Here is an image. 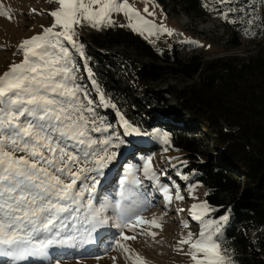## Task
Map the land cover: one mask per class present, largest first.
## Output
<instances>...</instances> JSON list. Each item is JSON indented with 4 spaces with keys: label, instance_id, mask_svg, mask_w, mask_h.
Segmentation results:
<instances>
[{
    "label": "snow or ice",
    "instance_id": "1",
    "mask_svg": "<svg viewBox=\"0 0 264 264\" xmlns=\"http://www.w3.org/2000/svg\"><path fill=\"white\" fill-rule=\"evenodd\" d=\"M49 2L58 4L50 12L53 24L42 26V33L24 39L16 53L23 59L12 62L0 75V257L9 258L12 264L29 260L43 264L53 247L83 245L95 239L103 243L105 234L98 237L96 234L109 224L106 215L109 207L116 210L115 226L122 230L120 238L113 242L114 247L131 254L126 242L136 240V236L124 234L123 229L134 231L145 224L160 228L161 224L156 218L145 220L134 205H125L126 200L138 195L141 184L136 175L138 169L132 167L128 172L130 179L122 182L120 200L115 205L107 200L99 207L95 205L94 193L105 177V170L121 155L116 150L126 146L125 151L133 157L141 150L139 141L111 132L112 124L97 108L116 111L124 137H151L169 145L171 136L160 128L134 126L124 117L100 88L88 66L85 46L76 38L79 27L114 26L113 14L120 13L128 19L127 27L140 35L173 33L166 26L145 19L129 0ZM218 2L228 4L231 0ZM232 11L235 9L223 12L222 19L235 23L229 20ZM144 12L155 15L147 7ZM0 16L12 18L10 12L3 10ZM245 35L255 33L246 30ZM74 52L83 61L88 79L96 89L97 101L77 79L79 67ZM182 163L186 166V162ZM143 173L159 184L150 161L144 165ZM181 178L188 180L187 176ZM198 186H188L189 194L197 200ZM160 187L171 203L172 189L167 185ZM175 199H184L178 184ZM189 211L201 228L198 235L189 232L179 243L189 245L187 254L194 264H235L220 240L229 216L212 217L218 209L206 200L192 204ZM184 227H189L187 222ZM148 235L155 238L157 234L148 232ZM134 259L136 264H145L138 254ZM50 264H61V260H52Z\"/></svg>",
    "mask_w": 264,
    "mask_h": 264
},
{
    "label": "trees",
    "instance_id": "2",
    "mask_svg": "<svg viewBox=\"0 0 264 264\" xmlns=\"http://www.w3.org/2000/svg\"><path fill=\"white\" fill-rule=\"evenodd\" d=\"M157 1L191 21L208 15L202 0ZM193 30L212 39L208 30ZM218 39L226 51L242 46L235 35ZM80 43L94 78L124 117L134 126L169 132L170 145L188 156L189 169L208 189L205 199L218 209L214 217L230 215L221 241L235 264H264V45L246 57L207 62L185 43L153 46L116 25L80 37ZM169 76L184 87L159 91L150 85ZM107 110L115 124L116 111Z\"/></svg>",
    "mask_w": 264,
    "mask_h": 264
},
{
    "label": "rangeland",
    "instance_id": "3",
    "mask_svg": "<svg viewBox=\"0 0 264 264\" xmlns=\"http://www.w3.org/2000/svg\"><path fill=\"white\" fill-rule=\"evenodd\" d=\"M202 1L208 10V15L200 21H191L184 14L169 13L157 0H129V3L145 19L153 21L157 26H166L172 31V35L163 32L159 35H149L147 32L141 35L153 46L163 42L169 46L177 42L185 43L192 47L191 55H200L205 61L209 62L217 58L246 57L258 51L264 45V0H231V3L228 4H221L218 0ZM57 7L58 4L49 2V0H0V10L12 14L11 19L0 16V75L8 70L12 62L18 63L23 59L22 55L16 53L18 45L24 39L42 33V26L49 27L53 24L54 20L50 16V12ZM145 7L148 8L149 12H154L155 15L145 13ZM229 8L235 9V11L229 12V20H234L235 23L222 19V13ZM112 18L116 21V26L124 25L127 27L129 23L122 13L113 14ZM250 21L251 23H249ZM102 28L79 27V35L76 39L80 43V37L97 34ZM193 29L208 30L212 39L205 40L196 36ZM246 30H250L255 35H245ZM135 33L139 34L138 32ZM233 35L242 44L238 49L226 51L225 46L216 41L218 38L227 39ZM129 53L134 55L132 52ZM73 55L79 67L78 81L87 86L91 98L97 101L96 89L93 88L91 81L88 79L83 61L76 56L75 52ZM184 84L185 82L180 78L169 76L158 83L150 85L159 91H170L182 88ZM169 98L173 99V96L169 95ZM107 109L98 107L97 111L105 117L107 122L111 123ZM115 118L117 122L115 124L111 123V132L120 134L124 139H131V137H124L123 128L120 126L117 114H115ZM134 140L140 142L139 147L141 149L134 157L125 151L126 146H122L118 150L114 149L121 155H118L110 168L105 170V177L101 179V183L94 193V203L97 207L100 206L101 202L105 200V195L108 194L105 192V188H109L111 184L113 187L110 200L112 201L111 204L115 205L120 200L119 191L122 182L126 178L130 179L128 176L129 168L138 169L136 175L141 180L140 187L137 190L138 195L133 197L132 200H126L125 205L137 207L147 221H151L158 216L157 220L161 227L157 228L145 224L137 227L134 231L123 229L124 234L136 236V240L126 242L132 249V253L127 254L114 247L113 242L120 238L122 230L115 227L116 210L114 207L113 210L115 211L108 208L106 215L109 217V224L105 227L106 229H99L96 234L98 237L102 230L109 232L105 234L106 237L103 243L99 239H95L93 242L83 245L53 247L49 250V257L43 264H50L55 259H60L61 264H136L134 257L137 254L145 261V264H194L187 254L189 245L179 243L189 232L198 235L201 228L199 223L191 218L189 210L193 198L188 192V186L199 185L195 189V196L200 197L198 196V190H201L203 201L206 200L208 189L196 180V170L189 169L190 159L186 154L177 151L170 144L164 145L151 137H135ZM165 148H167V151H165ZM206 149L212 148L210 145L209 148L207 146L202 147V151ZM148 161L151 162L152 169L159 179V184L155 180L144 176L143 168ZM182 162H186V166ZM181 176H187L188 180H183ZM176 184L180 186V194L184 196L183 200L175 199ZM161 185H167L172 189L173 199L168 205L165 202V205L162 206L161 199L159 200L161 194H163ZM101 188L103 189L102 193ZM181 209L183 211H180ZM214 213L211 214L212 217H214ZM178 214H181L183 218H176ZM226 215L229 216V221L223 227L220 240L224 237L226 226L230 222V215ZM184 222L188 223V228L184 227ZM148 232H155L157 235L152 238L148 235ZM250 236L253 237L254 233L251 232ZM97 256L100 259H97ZM30 261L32 263L29 264H33V261Z\"/></svg>",
    "mask_w": 264,
    "mask_h": 264
},
{
    "label": "bare ground",
    "instance_id": "4",
    "mask_svg": "<svg viewBox=\"0 0 264 264\" xmlns=\"http://www.w3.org/2000/svg\"><path fill=\"white\" fill-rule=\"evenodd\" d=\"M131 139L132 140H134L135 139V137H131ZM146 145V144H145ZM138 159H140V157H138ZM107 182V181H106ZM105 182V183H106ZM104 183V184H105ZM112 185L110 184V186H109V188H105V192H107L108 194H106L105 195V200H107L108 202H112L111 200H110V195H111V190H112ZM101 193L103 192V189L101 188ZM199 192H198V196H200V197H198L199 199L197 200V199H191L192 200V202H191V206H192V204H194V203H198V202H200V201H203V199H202V192H201V190H198ZM120 198V197H119ZM161 199V203H162V206L163 205H165V202H166V205H168L169 204V202L167 201V199L165 198V196L163 195V194H161V197L159 198V200ZM104 200V201H105ZM158 200V201H159ZM172 205H174L173 203H172ZM171 205V206H172ZM165 207V206H164ZM112 211H115V210H113V207H109ZM158 217V216H157ZM156 217V219H158ZM176 218H178V219H181V218H183L182 216H181V214H178L177 216H176ZM197 222V221H196ZM198 223V222H197ZM116 227V226H115ZM106 229V228H105ZM116 229H120V228H117L116 227ZM100 233H104V234H108L109 232L108 231H104V230H102ZM100 235V234H99ZM98 235V236H99ZM106 237V236H105ZM107 239H108V237H107ZM7 260H9V258H6V257H0V264H12V262L9 260V261H7ZM29 263H32L30 260L29 261H25V262H21V264H29Z\"/></svg>",
    "mask_w": 264,
    "mask_h": 264
},
{
    "label": "built area",
    "instance_id": "5",
    "mask_svg": "<svg viewBox=\"0 0 264 264\" xmlns=\"http://www.w3.org/2000/svg\"><path fill=\"white\" fill-rule=\"evenodd\" d=\"M178 43V42H177ZM121 50V49H120Z\"/></svg>",
    "mask_w": 264,
    "mask_h": 264
}]
</instances>
